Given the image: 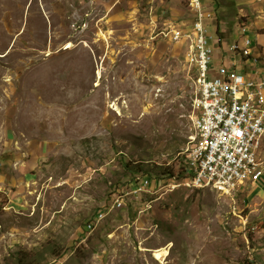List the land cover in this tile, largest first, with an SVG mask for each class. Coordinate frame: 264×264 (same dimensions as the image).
Masks as SVG:
<instances>
[{"label": "rangeland", "instance_id": "1", "mask_svg": "<svg viewBox=\"0 0 264 264\" xmlns=\"http://www.w3.org/2000/svg\"><path fill=\"white\" fill-rule=\"evenodd\" d=\"M239 1L205 0L231 44ZM192 20L189 0H0V264H264V175L234 197L169 185L196 95L174 31ZM143 177L156 187L130 193Z\"/></svg>", "mask_w": 264, "mask_h": 264}, {"label": "built area", "instance_id": "2", "mask_svg": "<svg viewBox=\"0 0 264 264\" xmlns=\"http://www.w3.org/2000/svg\"><path fill=\"white\" fill-rule=\"evenodd\" d=\"M189 9L192 22L174 32L184 40L186 62L194 72V117L183 178L169 185L210 188L234 197L264 175V62L254 54L250 37L245 36L242 45L234 42L227 47V57L238 56L254 66L255 76L240 73L236 63L214 64V43L221 39L220 34L214 36L210 31L215 11L205 0H189ZM245 26L241 25L243 35ZM150 184L149 178L135 179L130 193L150 192L156 187L155 181L152 188ZM122 205L123 196L114 197L87 224V231L90 233L99 220Z\"/></svg>", "mask_w": 264, "mask_h": 264}, {"label": "crops", "instance_id": "3", "mask_svg": "<svg viewBox=\"0 0 264 264\" xmlns=\"http://www.w3.org/2000/svg\"><path fill=\"white\" fill-rule=\"evenodd\" d=\"M254 2H258V5H255L254 7L251 5ZM248 5V7H250V12H246L249 13L251 16L249 17L248 14L244 15L242 14V8L240 7L239 13H241L242 15H244L246 17V20L241 18V22L238 21L237 24V29H238V34L240 35L239 40L237 41H233L234 42H238L239 44H243V38L245 36L250 37L251 44L253 47V51L255 52L254 54H259L261 56V62H264V0H245V1H239V5ZM257 8V10L255 11V9ZM213 9V7H212ZM248 9V10H249ZM245 10V9H244ZM255 12L257 14H255ZM219 25L221 26V28L219 27L218 29L220 30V32H224L227 29V24L225 22H223L221 19L218 21ZM245 24L246 29L247 27H253V31L251 34H246V31L244 33V35L242 34V27L241 25ZM236 29V31H237ZM251 30V29H250ZM262 30V31H261ZM230 31V29H229ZM226 33V32H225ZM232 37L233 35L235 36L236 33L235 31L230 34ZM220 41L219 42H215V54L217 59L214 61V64L218 65L219 63L222 62H227L229 64H233L235 63V60H238L239 62L236 63V67L239 63L243 62L242 59L238 56H230L227 57V47L229 46V44H231L230 42H226V35L224 37H222V34H220ZM231 38V37H230ZM254 42V43H253ZM227 45V46H226ZM225 46V47H224ZM243 70H245L247 73L245 74H250V75H256V68L254 66H249L248 64H246V62H243ZM240 72V71H239ZM262 178V177H261ZM261 180V179H260ZM259 180V181H260ZM257 183V182H255ZM255 183H249L247 184V187L249 185H254L253 187H255ZM262 190L258 191L261 192Z\"/></svg>", "mask_w": 264, "mask_h": 264}, {"label": "trees", "instance_id": "4", "mask_svg": "<svg viewBox=\"0 0 264 264\" xmlns=\"http://www.w3.org/2000/svg\"><path fill=\"white\" fill-rule=\"evenodd\" d=\"M217 31H220V30L217 28ZM126 165L128 166V164H126ZM183 172H184V169H183ZM28 255H30V253H26L25 256L20 257L18 262H19L20 264H26V259H27V256H28ZM39 261H40L39 259H36L35 264H38Z\"/></svg>", "mask_w": 264, "mask_h": 264}]
</instances>
